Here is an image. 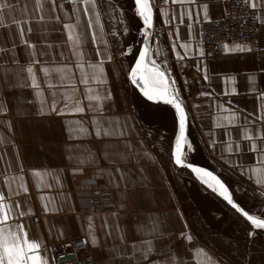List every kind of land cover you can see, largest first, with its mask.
I'll list each match as a JSON object with an SVG mask.
<instances>
[{
  "label": "crops",
  "instance_id": "obj_1",
  "mask_svg": "<svg viewBox=\"0 0 264 264\" xmlns=\"http://www.w3.org/2000/svg\"><path fill=\"white\" fill-rule=\"evenodd\" d=\"M0 3V191L16 213L0 227L22 224L48 264H56V245L80 236L92 252L82 264H248L252 249L264 247V231L212 182L175 163L179 117L164 102L169 95L150 101L127 78L129 58L144 49L142 19L140 27L113 0H93L94 8L71 0ZM150 3V58L187 115L181 159L214 171L238 205L264 218V25L260 50L229 43L251 51L207 57L198 24L223 17L229 0ZM250 3L264 8V0ZM65 25L76 26L78 45ZM79 128L86 131L73 133ZM94 187L109 190L103 198L111 210L95 208L102 199Z\"/></svg>",
  "mask_w": 264,
  "mask_h": 264
},
{
  "label": "snow or ice",
  "instance_id": "obj_2",
  "mask_svg": "<svg viewBox=\"0 0 264 264\" xmlns=\"http://www.w3.org/2000/svg\"><path fill=\"white\" fill-rule=\"evenodd\" d=\"M54 3L55 0H52ZM71 2L75 5L78 3L88 4L92 8H94L93 0H71ZM168 0H165L167 3ZM173 4H183V3H195L196 0H171ZM247 2V0H245ZM133 5L135 9V14L138 15L143 22V25L146 26L144 35L147 37L149 35V30L153 27L154 21V12H153V5L150 3V0H133ZM6 6L5 3H0V14H2L3 8ZM252 7L255 9L257 7L256 4H253ZM206 10V6H205ZM85 14L90 11V8L83 9ZM187 16L191 19L192 12L188 11ZM175 16L173 19L175 20ZM59 19V17H57ZM181 21L183 20V15L180 17ZM200 16L197 14V22H199ZM66 28L73 29L70 32V39H74V42L78 45L80 43V37L76 36L75 34V27L74 25H65ZM89 27H91V21H89ZM24 29H20V33L24 35ZM27 31H31V29H27ZM95 39V36L93 37ZM25 43H27L25 41ZM31 46V45H30ZM183 46V45H182ZM224 48L227 52H245L251 51L250 48H246L242 45H236L232 48H229L227 44L224 45ZM99 55V53H97ZM179 55V54H177ZM147 60V63H146ZM39 63V61H36ZM155 61L152 60L149 56V49L148 47H144L142 51L139 52V57L136 61L135 67L131 71V80L133 84H141L143 94L147 97L148 100H154L157 97L164 99L165 95H171L168 92V88L164 85L166 84L165 73L160 71L155 67ZM148 64H151L152 67H148ZM29 74L32 75L33 80V87H39L36 82L35 72L32 67L27 69ZM45 74H47L48 69H43ZM95 78V75H94ZM84 83H87V80H84ZM261 100H264V93L260 96ZM90 100H100L101 97L99 96H90ZM165 103L173 104L176 111L179 114V138L176 142V151L174 153L175 156V163L177 165L183 166V160L181 159V147L183 142L186 140L185 137V128H186V115L184 109L181 107L180 103L176 102L175 99H164ZM67 107V105H66ZM52 111H56L55 101L53 102ZM76 112H83L84 109L77 107L75 109ZM73 133H83L86 130L83 128L73 129ZM109 131H105L104 135H111ZM96 135L99 137L101 132L99 128H97ZM73 138V137H70ZM252 151H256V146H251ZM261 150L264 151V141L261 144ZM88 160H92L93 158L90 156L87 158ZM81 163H85L84 159L80 160ZM191 167V165H188ZM193 172L201 173L203 172L204 176H212V179L219 187V194L222 196L229 205L232 206L237 212L242 213L243 216L247 218L248 221L251 222V225L254 226L255 229L264 230V219H258L253 215H250L248 211H245L242 207H239L236 203L233 202L232 196L229 195V190L225 187V185L217 179L212 173L207 172L206 170L192 168ZM35 175L39 176L40 173L36 172ZM259 182V181H258ZM207 183V181H205ZM211 187V185H209ZM216 190V189H214ZM27 191V189H25ZM6 197L5 194L0 191V225H7L11 217H15L16 213L13 211V205L9 202H5ZM16 207L18 208L19 205L17 204ZM11 214V217H10ZM22 215V213H21ZM19 231L14 229H10L8 227H0V264H48L47 257L45 255L46 250L44 252L41 251V245L39 242L35 240H29L27 237V232L24 230L23 225L19 224L15 226ZM252 233H250L251 235ZM191 239V237H188ZM149 245V251H151V242H147Z\"/></svg>",
  "mask_w": 264,
  "mask_h": 264
},
{
  "label": "built area",
  "instance_id": "obj_3",
  "mask_svg": "<svg viewBox=\"0 0 264 264\" xmlns=\"http://www.w3.org/2000/svg\"><path fill=\"white\" fill-rule=\"evenodd\" d=\"M188 20L185 19V22ZM264 25V8L254 9L250 0H229V10L221 18L201 21L198 24L199 37L204 44L207 57L220 56L224 53V45L242 43L253 51L260 50L259 31ZM185 73H193L189 64L180 65ZM197 85L202 79L196 77ZM109 190L94 187L92 193L101 197L102 202L95 206L100 211H109L113 205L103 198ZM38 216H36L37 218ZM56 264H82L92 261V252L86 237L80 236L69 243H60L54 247Z\"/></svg>",
  "mask_w": 264,
  "mask_h": 264
},
{
  "label": "water",
  "instance_id": "obj_4",
  "mask_svg": "<svg viewBox=\"0 0 264 264\" xmlns=\"http://www.w3.org/2000/svg\"><path fill=\"white\" fill-rule=\"evenodd\" d=\"M152 31H153V27L149 30V35L147 36V37H145V43H144V47H148V49H149V56H150V50H151V42H152ZM146 63H147V60H146ZM148 67H152V65L151 64H148ZM155 67L157 68V69H159L160 71H162V72H164L165 73V79H166V85H167V88H168V92L171 94V95H169V99H175V101L176 102H178V103H180V101L176 98V96H175V93H174V88H173V85H172V81H171V79L169 78V76H168V74H167V72L164 70V68L163 67H161L159 64H157V63H155ZM173 107H174V105L173 104H171ZM180 105H181V103H180ZM181 107L183 108V106L181 105ZM174 109H175V107H174ZM184 109V108H183ZM176 110V109H175ZM177 112V111H176ZM184 112H185V110H184ZM177 115H178V117H179V114H178V112H177ZM185 115H186V112H185ZM186 118H187V115H186ZM187 131H188V121H187V119H186V128H185V137H186V135H187ZM184 145H185V141L183 142V144H182V147H181V153L183 154V152H184ZM182 157V156H181ZM188 165H191V167H188ZM183 166H186V167H188V168H190L191 170H192V168H198V169H202V170H206L207 172H210V173H212V175L213 176H215L217 179H219L224 185H225V187L229 190V195H231L232 196V193H231V191H230V189H229V187L224 183V181L220 178V176H218L214 171H212L211 169H209V168H207V167H205V166H203V165H200V164H196V163H189V162H184L183 161ZM196 173V172H195ZM198 174V173H197ZM198 175H200V176H202L203 178H205L206 180H208V181H210V182H212L216 187H217V189H218V191H219V187H218V185L215 183V181L212 179V176H204L203 175V172H201V173H199ZM232 199H233V202L234 203H236L235 202V200H234V198H233V196H232ZM225 200V199H224ZM226 201V200H225ZM227 202V201H226ZM228 203V202H227ZM237 204V203H236ZM238 205V204H237ZM231 206V205H230ZM239 207H241L240 205H238ZM232 207V206H231ZM244 209V208H243ZM245 210V209H244ZM246 211V210H245ZM239 213V212H238ZM249 213V212H248ZM241 215H242V213H240ZM250 215H253V214H251V213H249ZM243 216V215H242ZM253 216H255L256 218H258V219H264V218H261V217H258V216H256V215H253ZM245 217V216H244ZM246 218V217H245ZM247 219V218H246Z\"/></svg>",
  "mask_w": 264,
  "mask_h": 264
},
{
  "label": "rangeland",
  "instance_id": "obj_5",
  "mask_svg": "<svg viewBox=\"0 0 264 264\" xmlns=\"http://www.w3.org/2000/svg\"><path fill=\"white\" fill-rule=\"evenodd\" d=\"M113 2H114V5L116 7V11L117 12H118V9H119V12H120V11H122V8L125 7L126 8V13L131 18V21L134 22V20L137 19L140 27H142L141 20L139 19L138 15L135 14L133 0H113ZM114 18H115V23H117L118 16H115ZM120 18H122V16ZM145 28H146V26H144V29H143L144 32H145ZM138 50H139V48H136L135 56L134 57L132 56V57L129 58L130 59V63L127 65V72L126 73H127V78L129 80V82L130 81L132 82L130 74H131L132 69L135 67L136 61H137V59L139 57ZM135 85L139 89L142 90L141 84H135ZM262 231H264V230H262ZM255 250H256L255 248L252 249L253 254H252V256H249L250 259H249V263L248 264H264V247H261V248L257 249L256 251Z\"/></svg>",
  "mask_w": 264,
  "mask_h": 264
},
{
  "label": "bare ground",
  "instance_id": "obj_6",
  "mask_svg": "<svg viewBox=\"0 0 264 264\" xmlns=\"http://www.w3.org/2000/svg\"><path fill=\"white\" fill-rule=\"evenodd\" d=\"M165 86V85H164Z\"/></svg>",
  "mask_w": 264,
  "mask_h": 264
}]
</instances>
